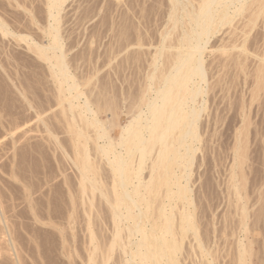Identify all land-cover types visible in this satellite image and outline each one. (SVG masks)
<instances>
[{
  "label": "rangeland",
  "instance_id": "obj_1",
  "mask_svg": "<svg viewBox=\"0 0 264 264\" xmlns=\"http://www.w3.org/2000/svg\"><path fill=\"white\" fill-rule=\"evenodd\" d=\"M45 2L0 0V22L14 34L0 31V264H102L104 260L125 264L121 249L110 248L114 225L108 203L99 191L83 192L74 164V135L47 63L20 37L28 36L29 43L38 45L48 43L42 31L47 24ZM169 6V0L64 3L59 34L66 61L104 125L110 127L111 119L125 125L131 116L126 114L127 96L142 90L162 34L171 31L165 44L175 43L178 33L169 27ZM243 14L207 45L206 103L198 119L199 141L188 178L191 205L186 209L180 199L169 203L164 187L151 197L157 203L149 210L150 222L155 218L159 223L162 214H173L170 218L177 228L181 211L192 214L198 239L192 229L183 233L180 227L184 236L176 229L182 243L175 256L187 259L184 264H207L206 258H211L207 254L205 258L198 241L220 261L228 256L222 260L228 262L240 240L253 241L256 264L264 254V18L260 9ZM113 127L108 128L110 136H118L120 128ZM237 145L242 154L236 169L241 198L231 191L230 182ZM87 147L97 167L96 181L110 194V167L95 153L92 140ZM158 197L165 199L164 206L172 213L161 209ZM241 204L247 213L248 237L240 224ZM95 246L98 250L93 252Z\"/></svg>",
  "mask_w": 264,
  "mask_h": 264
},
{
  "label": "bare ground",
  "instance_id": "obj_2",
  "mask_svg": "<svg viewBox=\"0 0 264 264\" xmlns=\"http://www.w3.org/2000/svg\"><path fill=\"white\" fill-rule=\"evenodd\" d=\"M65 2L66 0H46L45 2L47 24L42 31L49 37L46 45H38L32 41L29 43L30 37L27 38L28 36L25 35L20 37L29 46L32 44L37 56L47 63L50 76L56 84L58 99L63 102L64 106L63 114L66 118L68 117V129L74 135L76 153L74 164L79 171L83 192L89 190L93 194L99 191L108 203L114 225L110 248L114 249L118 246L121 249L125 264H184L187 259H181L179 254L175 256L182 243L179 242L180 236L182 237L180 227L183 233L192 229L193 234L196 235L195 238L198 239L197 228L190 220L192 214L188 210L181 211L180 224L177 222L180 225L177 226L180 233L178 231L179 234H177V228L173 226L174 220L170 218L173 214L167 216L164 213V210H169V208L164 206L163 200L168 199L171 203V201L180 199L186 204H183L186 209L188 205H191L188 178L193 155L197 148L196 142L199 141L198 119L206 103L204 94L206 93L207 76L204 59L208 52L207 45L212 37L221 33L226 26L232 25L233 21L235 22L238 16L242 17L245 11L254 10L255 12L260 9L263 13L262 18H264V0H169L168 24L173 31L178 33L177 39L174 44L170 43L167 46L165 41L170 39L172 32L167 30L162 34L161 44L151 62V72L147 74L142 90L134 97L130 93L131 97L127 96L130 98V104L126 106L128 110L126 114H131V116L128 114L130 119L123 126L118 125L117 120L113 123L111 119L110 127L104 125L105 122L98 118V110L92 108L93 103L91 105L88 101L90 99L86 98L85 93L79 89L78 79L69 70V63L66 61L65 51L61 44L62 38L59 34V14ZM7 28L3 22H0V31L4 35L13 34ZM231 29L236 28L231 27ZM162 57L164 58L161 59ZM262 64H264V58ZM82 97H84L83 102H81ZM100 100L104 101V99ZM116 106L118 107V104ZM97 107H101L100 104ZM112 125L120 128L118 136H110L108 128H112ZM89 128L95 132L94 136L89 135L91 132ZM89 140H92L94 144L95 153L104 158L110 167L113 178L110 194L104 192L96 181L98 172L87 147ZM240 149L241 147L237 145L236 158L231 167L230 182L233 190L229 189L236 196L238 195L237 197L242 196L240 195L241 184L239 185V179H236V169L239 168L242 157ZM147 168L149 169L147 176H143L142 173ZM162 187H164L163 190L165 189V194L162 192L165 199L160 196L162 198L158 197L160 200L157 199V201L159 200L160 204L163 203L160 207L161 209L164 207V210L159 211V214L163 212L161 219H164L155 223L154 218L150 222L149 210H152L151 206L154 203L151 197L155 196ZM174 204L177 203L174 202ZM243 204L239 206L243 217L240 224L245 234L247 213ZM157 205L158 210L160 209L159 203ZM169 206L173 207V205L167 207ZM177 238L180 239L177 240ZM250 242L242 240L235 242L234 245L238 244V249L235 248V253L234 247L236 246L233 247L234 255L232 254L228 262L222 261L228 256L221 258V261L220 258L219 260L214 258V254H210V250L205 249L202 241H198L201 247L198 248L201 252V249H204L203 254L211 257L208 259L205 255L207 264H223L222 262L224 264H256V260L252 259L253 241L252 244ZM212 248L215 252L214 247ZM96 250L98 246L94 247L93 252ZM263 256L260 262L258 260V264H264ZM200 259L204 260L201 257ZM202 262L205 264V261ZM197 263L200 264L196 261ZM102 264H107L106 260Z\"/></svg>",
  "mask_w": 264,
  "mask_h": 264
}]
</instances>
